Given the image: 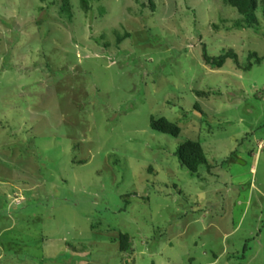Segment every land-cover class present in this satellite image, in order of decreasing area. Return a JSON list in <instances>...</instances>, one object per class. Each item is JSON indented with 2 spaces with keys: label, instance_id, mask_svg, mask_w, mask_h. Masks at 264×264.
Segmentation results:
<instances>
[{
  "label": "rangeland",
  "instance_id": "obj_1",
  "mask_svg": "<svg viewBox=\"0 0 264 264\" xmlns=\"http://www.w3.org/2000/svg\"><path fill=\"white\" fill-rule=\"evenodd\" d=\"M258 2L256 33L223 0H0V264H264V62L203 61L264 58Z\"/></svg>",
  "mask_w": 264,
  "mask_h": 264
},
{
  "label": "trees",
  "instance_id": "obj_2",
  "mask_svg": "<svg viewBox=\"0 0 264 264\" xmlns=\"http://www.w3.org/2000/svg\"><path fill=\"white\" fill-rule=\"evenodd\" d=\"M42 4L54 5L61 2V12L72 18L70 0H38ZM80 7L86 12H92L91 3L95 0H78ZM224 4L236 10L239 19L234 24L235 30H253L259 32L257 13L259 10L258 0H223ZM153 5V4H152ZM152 9L155 10L154 5ZM119 38L118 42H121ZM228 59H232L241 71L249 72L254 66H260L264 62V58H260L257 53H251L247 58V65L242 66L235 52L230 51L218 57H210L206 49L203 50V61L206 65L221 69ZM150 127L154 132L179 138L181 128L173 124L166 118L156 119L151 117ZM181 166L187 169L193 176L197 175L201 167H206L209 173L216 167L208 162L202 144L196 141L188 140L183 143L176 152ZM119 251L123 254L132 253V238L128 233H122L118 239ZM233 258L239 259L235 256ZM242 259V258H241Z\"/></svg>",
  "mask_w": 264,
  "mask_h": 264
}]
</instances>
